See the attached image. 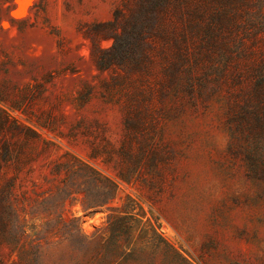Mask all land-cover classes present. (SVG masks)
I'll return each instance as SVG.
<instances>
[{"label": "rangeland", "instance_id": "rangeland-1", "mask_svg": "<svg viewBox=\"0 0 264 264\" xmlns=\"http://www.w3.org/2000/svg\"><path fill=\"white\" fill-rule=\"evenodd\" d=\"M0 264H264V0H0Z\"/></svg>", "mask_w": 264, "mask_h": 264}, {"label": "trees", "instance_id": "trees-1", "mask_svg": "<svg viewBox=\"0 0 264 264\" xmlns=\"http://www.w3.org/2000/svg\"><path fill=\"white\" fill-rule=\"evenodd\" d=\"M167 2L169 3V0H167ZM182 3H184L182 1ZM142 22V20H140ZM121 22L120 18L117 20V23L119 24ZM133 28L131 31H125L124 35L121 34L120 32H116L112 37L114 38V45L111 49V51L109 52H105V56L107 55V57L104 56L103 59L105 60H110V61H115L117 60L118 57H120V54H123L126 52V49L129 48V44L132 43L131 41L134 38V35L136 33H138L137 30L140 31L139 29V25L134 22ZM57 170L59 172L66 170L67 173H69V175L71 176L72 179L76 178V177H87L90 176L89 174H96L99 175L98 172L92 168L91 166H89L88 164L85 163H80V164H71V163H65V164H61L58 166ZM111 183V189L112 191L108 194L107 199L103 202L102 205L107 204L111 201H113L118 194V186L116 184H114L113 182ZM94 206H90L88 208H92Z\"/></svg>", "mask_w": 264, "mask_h": 264}]
</instances>
